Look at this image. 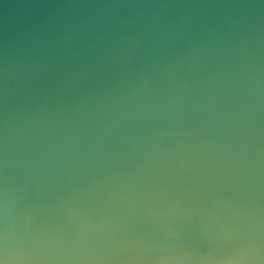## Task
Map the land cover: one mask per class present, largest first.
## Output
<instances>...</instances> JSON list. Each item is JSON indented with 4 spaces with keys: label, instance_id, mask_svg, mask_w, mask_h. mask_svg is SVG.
<instances>
[{
    "label": "water",
    "instance_id": "obj_1",
    "mask_svg": "<svg viewBox=\"0 0 264 264\" xmlns=\"http://www.w3.org/2000/svg\"><path fill=\"white\" fill-rule=\"evenodd\" d=\"M0 264H264V0H0Z\"/></svg>",
    "mask_w": 264,
    "mask_h": 264
}]
</instances>
